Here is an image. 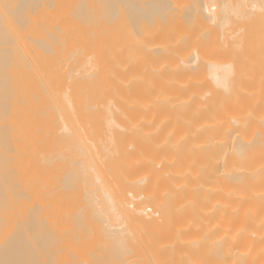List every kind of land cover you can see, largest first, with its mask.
Listing matches in <instances>:
<instances>
[{"label": "bare ground", "instance_id": "bare-ground-1", "mask_svg": "<svg viewBox=\"0 0 264 264\" xmlns=\"http://www.w3.org/2000/svg\"><path fill=\"white\" fill-rule=\"evenodd\" d=\"M0 264H264V0H0Z\"/></svg>", "mask_w": 264, "mask_h": 264}]
</instances>
